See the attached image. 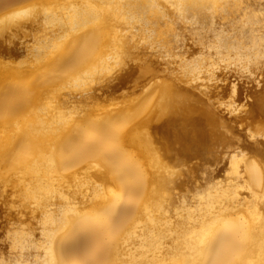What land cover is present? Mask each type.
<instances>
[{
    "label": "bare ground",
    "instance_id": "obj_1",
    "mask_svg": "<svg viewBox=\"0 0 264 264\" xmlns=\"http://www.w3.org/2000/svg\"><path fill=\"white\" fill-rule=\"evenodd\" d=\"M78 1L86 9L55 51L20 76L40 71L0 87V155L23 173L10 179L22 206L9 210L32 220L13 236V264H67L76 250L90 254L73 264H264V0ZM18 9L0 31L31 15ZM111 46L115 78L133 63L141 92L130 107L37 101L49 88L93 98L92 86L75 88L79 74L96 76ZM228 67L233 80L209 85ZM245 72L254 95L235 77ZM186 176L191 193H176Z\"/></svg>",
    "mask_w": 264,
    "mask_h": 264
},
{
    "label": "rangeland",
    "instance_id": "obj_2",
    "mask_svg": "<svg viewBox=\"0 0 264 264\" xmlns=\"http://www.w3.org/2000/svg\"><path fill=\"white\" fill-rule=\"evenodd\" d=\"M18 2H21L22 5H26V2H24V0H0V17L3 18L6 16L5 14L7 12H12L14 9H18V7H16L18 5L20 6ZM6 4L7 6H5ZM77 7L86 9L85 7L81 6L78 0H40V3H37L33 7L28 8L21 6L18 9L23 12H26L28 9V11H31V15L28 16L27 13L20 16L15 22L4 25L3 28L5 30L0 31V45L2 46L0 47V87L7 84V82L11 80L31 79L40 71L39 69H32L33 71L27 76H20V69H29L30 65L38 57V54L41 53V51L47 53L51 52L52 50L53 52L55 51V46L59 43V41L66 33L67 19L72 15L74 9ZM13 19V17H10V20ZM5 26H7L8 29H6ZM130 29V27L127 28V33H130ZM189 42L192 41L189 40ZM8 43H12L16 50L8 52V50H6V47H8ZM113 49L114 47L111 46L110 51H112ZM101 53L102 52L99 51V54L95 59V66L93 67L94 69L98 70L97 75L94 77L91 75V77L88 73L79 74V84L75 87L78 88L92 86L91 90L89 89L90 91L88 92H92L93 98L78 101L79 99L76 100V97L74 98V96H70L73 95L70 93L74 89L70 90L69 88H49L46 90L43 96H39V98H36L37 101H45L49 108L53 109L54 111L69 109L67 106L69 103H75L80 106L89 104L93 107L96 106L100 110L108 108L118 109L125 106L130 107L131 103H133V101L137 96H139V93L141 92V90H139L136 74L132 72L133 69L130 67V65L133 64L132 60L129 61V63L126 65L125 70L121 72V74H119L120 76L115 78L117 72H114V70L121 66V64L117 62L119 55L118 52L116 53L115 50L110 52L112 57L109 59V61L105 60ZM197 55L198 54H194L193 57H196ZM107 65H110L109 69H111L112 71L105 74L103 69ZM228 68L225 69V71L223 72L224 74L222 73V75L219 76L218 81L212 80V83L211 80L206 79V81L208 80L207 82L210 83L209 85L212 84V86L215 83L227 84L229 79L233 80V68ZM27 71L29 72V70ZM243 74L245 76L241 75L240 73L235 74V77H237V80L240 81L243 87V93H247L249 95L252 91V94L254 95L256 92V87H253V82L249 81L246 76V72ZM224 77L226 78V80L223 81L222 79ZM251 82L252 84H250ZM247 88H250L251 91ZM253 95H251L249 100H253ZM150 98L151 96H146L143 98V100L148 101ZM224 98L225 100L228 99V97ZM216 99L217 97H213V101H216L215 106H219V101L218 99ZM71 101L73 102L71 103ZM219 109H223V106L220 105ZM223 111L227 116L233 117L231 114L229 115L227 111ZM247 120H251V126H255V119L248 118ZM258 121L259 120L257 119L258 125H262V121L260 120V123ZM248 122L247 124L250 125V122ZM243 126H246V122H244ZM3 128V122L0 119V131ZM157 136H161L163 139L167 138V134L164 131V128L160 127L158 129ZM5 148L6 144L3 141H0V151L5 150ZM4 157V154L0 155V264H13L20 253L13 246V236L17 234L18 231H22L21 227L23 229V227L31 226L32 220L29 218H27V220L26 218H23V222L19 220L18 222L17 219H15V217H12V215L10 214L9 209H12L14 206L15 208L22 206V202H20L22 201V194L20 192V189H18L19 186L15 185V183H13L10 179L17 174L19 175L23 173L21 172L22 166L20 164H17V166L15 165V167L13 168H9V163L6 158L5 160L7 162L3 159ZM18 165L19 168L17 169ZM179 167L182 166H178L177 168ZM185 167L186 166H184L183 169H186ZM202 171L199 169L198 171L196 170V173L202 174ZM184 181L185 183L181 188L174 190L176 193L179 192L182 194V192H190L189 189L191 187H189V185L191 184V182L189 179H187V176ZM18 197H20V199ZM36 232H38V230H36ZM14 248L16 249V251ZM89 254L90 251L76 250L75 255H77V257L75 259H71L72 255H70L67 259V264H73L76 261L84 262L88 258Z\"/></svg>",
    "mask_w": 264,
    "mask_h": 264
}]
</instances>
